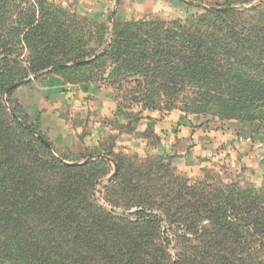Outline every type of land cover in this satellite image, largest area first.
I'll use <instances>...</instances> for the list:
<instances>
[{"label": "trees", "instance_id": "trees-1", "mask_svg": "<svg viewBox=\"0 0 264 264\" xmlns=\"http://www.w3.org/2000/svg\"><path fill=\"white\" fill-rule=\"evenodd\" d=\"M203 9L108 26L47 0H0V264H264V182H193L172 155L100 142L90 161L69 163L10 98L52 69L71 84L114 87L115 114L128 116L121 131L134 133L145 110L264 120V0ZM112 161L102 193L119 215L96 199Z\"/></svg>", "mask_w": 264, "mask_h": 264}, {"label": "rangeland", "instance_id": "rangeland-1", "mask_svg": "<svg viewBox=\"0 0 264 264\" xmlns=\"http://www.w3.org/2000/svg\"><path fill=\"white\" fill-rule=\"evenodd\" d=\"M49 1L54 7H59L66 9L73 17H76L78 21L80 20V17L88 14V13H94V14H102V19L104 20V24L108 26H112L114 19H128L130 20H142V19H149V20H158L160 18H167V19H175L177 17L181 18H188L192 14L195 13H202L204 12V9L199 8H192L189 10L187 8L186 10L182 9V7H177L176 5L171 6L173 8H165L158 7L157 10H154L152 8L143 9V10H137L135 8L137 0H47ZM263 0L257 2L253 6L261 4ZM167 4H171L174 2H171L169 0H165ZM170 7V6H169ZM242 7V6H239ZM72 18V17H71ZM99 18H93L88 23V30H94L93 25L100 23ZM110 33L107 35V41L110 40L109 37ZM93 45H98L99 42L93 41ZM25 54H21V58H24ZM26 57V56H25ZM52 69L46 71L44 74H41L39 76H33V78H29L27 82H24L21 86H33L35 83L39 81H44L45 79L49 77H58L61 78L64 81V78L55 73L51 72ZM65 82V81H64ZM68 83V82H66ZM71 84V83H69ZM90 86H97L98 88H104L107 89V93L109 96L112 97L114 104H116V112H117V102L113 99V95H117V90L114 89L110 84L107 83H100L98 82L95 84V82L90 84H85ZM19 86V87H21ZM18 87V88H19ZM16 88L13 92L11 99L19 100L15 96V91L18 89ZM80 101H82V97H79L77 94H74V97L72 98V102L68 105V110H66V114H69L70 111L75 110V112L78 114H81L82 107L80 105ZM20 103V102H19ZM9 104V103H8ZM20 105V109L18 108V111L20 113V116L23 120L26 121L29 120L33 123H36L33 117H30L28 113L26 112L24 106ZM87 110V109H86ZM134 112H139L140 107L137 105H134L132 108ZM128 109H124L123 112L126 113L128 111H132ZM147 110H145L143 113H145ZM115 112V113H116ZM156 115L153 117V120L163 121L165 120L166 123V129L164 131L171 130L172 134L164 133L160 136L159 133L155 131L154 128L148 126L147 120L139 119V123L135 126V132L130 133L127 131H121L120 126L118 123H121L119 118L121 119H128L127 115L118 116L116 114L110 115V116H103V114H98L96 111H91V108L83 113V116L77 115L73 117L72 119L74 121H82L85 122V120L91 122L93 125L98 124L102 128L101 132V145L106 144H114L115 145V151H123L126 153H138L140 156H157L164 153H167L169 155L173 156V163L176 167L177 171L179 173L185 174L186 176L190 177L193 182L197 180H206L208 176H211L215 179H222L226 183H235L241 186H260L264 182V178H256V165L254 163L245 162V156L244 153L246 152V144L247 142L252 143L255 147V145L259 144V147L263 149L262 151V158L264 159V120L260 119L262 117V114H258L257 119L245 121L240 119H231V120H220L218 118H215L214 120H210V117L204 118L199 115L195 114H186L182 112L181 110L175 109L171 111L166 110H157L155 111ZM261 115V116H260ZM150 120V118L148 119ZM137 122V121H136ZM135 122V123H136ZM181 126H187L191 130H193V133L189 134L188 141L190 140L194 134L195 130L198 128H206L211 129L217 132H221L222 130H225L228 128L229 130H234V134L236 133V138L239 143L243 146V149L240 147L238 149V153L235 155H230V150L223 151V146L218 150H212L210 152H204L206 155L202 154V157H209L211 156L218 158V160L211 159L210 163H205L203 166L200 162L195 163H187L183 158L188 159V161L191 160L193 155H195L196 146L195 144H192L189 141V144H184V140H182L181 136H178L179 127ZM176 128V131H175ZM126 132V134H124ZM131 134V136L129 135ZM192 141L194 140L191 138ZM136 143V145H134ZM55 151V149H54ZM216 152V153H215ZM57 153L56 155L58 157L65 158L66 161L69 163L71 162H79L83 163L84 158H75L69 157L65 153ZM211 153V154H210ZM249 153V152H248ZM243 154V155H242ZM220 157V158H219ZM106 159H109L108 157H105ZM72 159L74 161H72ZM112 165L109 167L110 174L102 178L100 181V184L97 186L96 191V199L97 202L105 207L108 210L114 209L116 214H121L125 210L124 208H112L104 199V195L102 191L104 190L103 187L106 185L108 181V177L114 173V170L111 168L115 167V163L112 161ZM135 209L126 212L127 215L132 214L131 212ZM133 216V215H132ZM175 255V252L172 251ZM177 259V258H176Z\"/></svg>", "mask_w": 264, "mask_h": 264}, {"label": "crops", "instance_id": "crops-1", "mask_svg": "<svg viewBox=\"0 0 264 264\" xmlns=\"http://www.w3.org/2000/svg\"><path fill=\"white\" fill-rule=\"evenodd\" d=\"M171 4H167L165 0H137L135 8L137 10H143L152 8L157 10L158 7L173 8L171 6L176 5L186 10L187 8H199L214 7L216 5H223L225 3H233L236 6L251 7L261 0H169ZM192 4V5H188ZM170 6V7H169ZM167 19V18H166ZM107 89H100L97 86L81 85V84H69L64 82L58 77H49L44 81H39L33 86H21L15 91V96L19 100L22 106H24L26 112L30 117H33L35 122L38 123L40 131L46 135V137L53 143L55 152L65 153L73 159L83 158L88 155L95 147H98L101 141L102 128L100 125L92 124L85 120L74 121L72 118L88 111H96L99 115L103 116L114 115L116 112V104L113 102L112 97L108 95ZM74 94L82 97L80 105L82 107L81 114L76 113L75 110H68V105L72 102ZM87 109V110H86ZM156 115L155 111L147 110L142 114V120H147L148 126L155 129L157 133L162 136L164 133L172 134L171 130L164 131L166 129L165 120L163 121L153 120ZM150 118V120H148ZM122 124H127L128 119L119 118ZM164 133H163V132ZM176 131V128H175ZM234 130L226 128L221 132H217L211 129L198 128L195 130V134L189 138L192 144H195V155L188 159L183 158L187 163L200 162L202 166L205 163H210L211 159L218 160L216 157L209 156L208 158L202 157L204 152H210L212 150H218L223 146V151L230 150V155L237 154L240 147L243 149L241 143L236 138ZM193 133L187 126L179 127L178 136H181L184 140V144H189L188 136ZM126 134V132H124ZM129 135V134H128ZM131 136V134L129 135ZM250 142V141H249ZM247 142L246 152L244 153L245 162L254 163L256 165L255 177L264 178V159L262 158V151L259 144L254 145ZM136 145V143L134 144ZM241 150V149H240ZM249 152V153H248ZM216 153V152H215ZM211 154V153H210ZM227 154V153H226ZM243 155V154H242ZM220 158V157H219ZM72 159V161H74Z\"/></svg>", "mask_w": 264, "mask_h": 264}, {"label": "water", "instance_id": "water-1", "mask_svg": "<svg viewBox=\"0 0 264 264\" xmlns=\"http://www.w3.org/2000/svg\"><path fill=\"white\" fill-rule=\"evenodd\" d=\"M103 158H105V157H103ZM90 159H91L90 157L86 158L85 161H83V163L90 161ZM71 163H73V164H78L79 162H71ZM114 165H115V164H114ZM116 172H117V169H115L114 173L111 174V175L108 177V181H110V180L113 179V177H114V175L116 174Z\"/></svg>", "mask_w": 264, "mask_h": 264}, {"label": "built area", "instance_id": "built-area-1", "mask_svg": "<svg viewBox=\"0 0 264 264\" xmlns=\"http://www.w3.org/2000/svg\"><path fill=\"white\" fill-rule=\"evenodd\" d=\"M30 77L33 78V75H31Z\"/></svg>", "mask_w": 264, "mask_h": 264}]
</instances>
